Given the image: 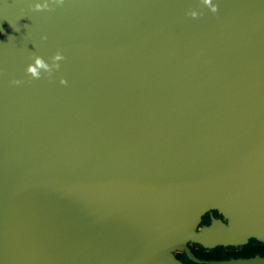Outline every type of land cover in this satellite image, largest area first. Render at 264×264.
Masks as SVG:
<instances>
[{
    "label": "water",
    "instance_id": "obj_1",
    "mask_svg": "<svg viewBox=\"0 0 264 264\" xmlns=\"http://www.w3.org/2000/svg\"><path fill=\"white\" fill-rule=\"evenodd\" d=\"M212 4L0 0V264H264L188 246L264 241V0Z\"/></svg>",
    "mask_w": 264,
    "mask_h": 264
},
{
    "label": "flooded vegetation",
    "instance_id": "obj_2",
    "mask_svg": "<svg viewBox=\"0 0 264 264\" xmlns=\"http://www.w3.org/2000/svg\"><path fill=\"white\" fill-rule=\"evenodd\" d=\"M220 217L221 219H224V216L218 212L217 209H210L207 210L203 215L202 218L198 224V228L210 224L212 218ZM188 246L190 247L191 251L200 259L204 260H220V259H226L229 257H242L247 258L254 256L256 254L260 256H264V241L252 239L249 240L243 244H237V245H217L214 247H204L199 243L195 242H189ZM209 254H215L218 256L223 255L221 258H207L206 255ZM175 255L178 259H180L184 264H209L205 262H197L192 260L185 251L177 250L175 251Z\"/></svg>",
    "mask_w": 264,
    "mask_h": 264
},
{
    "label": "clouds",
    "instance_id": "obj_3",
    "mask_svg": "<svg viewBox=\"0 0 264 264\" xmlns=\"http://www.w3.org/2000/svg\"><path fill=\"white\" fill-rule=\"evenodd\" d=\"M54 2L57 5H60V4H63L64 0H54ZM202 3L203 5L208 6L212 13H215L217 11V6L212 4V0H202ZM32 9L34 11L51 10L49 8V4L46 2L33 4ZM188 15L195 18L197 16V13L193 11V12L188 13ZM41 39L42 40L46 39V37H41ZM30 59L32 60V63L28 64L27 67L25 68V74L29 76L30 78L39 79L41 75V70H43V72L48 74L49 77L51 76V73L54 70H58L60 65L57 62L62 61L64 57L59 51H57L55 54H53L49 58L51 61V64L46 63L40 56L34 55V54L30 56ZM21 83L22 81L16 80V79L11 81V84L13 85H19ZM59 83L61 85H65L67 82L63 78H61L59 80Z\"/></svg>",
    "mask_w": 264,
    "mask_h": 264
},
{
    "label": "trees",
    "instance_id": "obj_4",
    "mask_svg": "<svg viewBox=\"0 0 264 264\" xmlns=\"http://www.w3.org/2000/svg\"><path fill=\"white\" fill-rule=\"evenodd\" d=\"M205 257L207 258H221L223 257V255L221 256H218V255H215V254H209V255H206ZM199 258V257H198ZM223 259V258H222ZM221 260V259H220ZM206 263V262H205ZM209 264H217V263H209Z\"/></svg>",
    "mask_w": 264,
    "mask_h": 264
}]
</instances>
